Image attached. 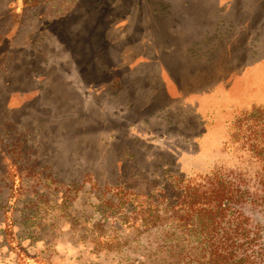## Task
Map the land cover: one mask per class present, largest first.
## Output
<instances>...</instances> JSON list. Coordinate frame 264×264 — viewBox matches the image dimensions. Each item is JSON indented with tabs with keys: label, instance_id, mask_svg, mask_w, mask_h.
I'll use <instances>...</instances> for the list:
<instances>
[{
	"label": "rangeland",
	"instance_id": "rangeland-1",
	"mask_svg": "<svg viewBox=\"0 0 264 264\" xmlns=\"http://www.w3.org/2000/svg\"><path fill=\"white\" fill-rule=\"evenodd\" d=\"M254 105L264 0H0V264H25L8 232L28 264L144 263L162 233L143 212L215 172L250 189L264 234L228 137Z\"/></svg>",
	"mask_w": 264,
	"mask_h": 264
},
{
	"label": "trees",
	"instance_id": "trees-1",
	"mask_svg": "<svg viewBox=\"0 0 264 264\" xmlns=\"http://www.w3.org/2000/svg\"><path fill=\"white\" fill-rule=\"evenodd\" d=\"M228 137L256 164L254 180L264 202V106L254 105L238 113L229 124ZM14 177L11 185L19 179ZM176 186L179 193L172 200L160 192L161 202H153L154 207L143 212L139 227L165 235L148 263L139 264H264L263 229L250 224L242 212V205L253 195L249 188L216 172L201 177L198 184L183 176L171 178L169 190ZM9 211L10 207L4 217L8 229ZM6 239L28 264L29 258L14 242L12 232Z\"/></svg>",
	"mask_w": 264,
	"mask_h": 264
}]
</instances>
